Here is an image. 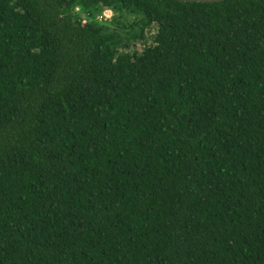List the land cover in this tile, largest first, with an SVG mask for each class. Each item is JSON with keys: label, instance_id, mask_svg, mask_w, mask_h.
<instances>
[{"label": "trees", "instance_id": "trees-1", "mask_svg": "<svg viewBox=\"0 0 264 264\" xmlns=\"http://www.w3.org/2000/svg\"><path fill=\"white\" fill-rule=\"evenodd\" d=\"M0 264H264V0H0Z\"/></svg>", "mask_w": 264, "mask_h": 264}, {"label": "rangeland", "instance_id": "rangeland-1", "mask_svg": "<svg viewBox=\"0 0 264 264\" xmlns=\"http://www.w3.org/2000/svg\"><path fill=\"white\" fill-rule=\"evenodd\" d=\"M112 16L114 15V12L109 10V9H104L102 13H100L97 16V20L107 22L108 24L115 25L114 23H110L112 20ZM132 17H128L127 20H130ZM156 31V24L155 23H150L149 26L146 27L145 32H144V38L143 39H136V40H131L129 41V46L125 49L124 51H128L130 53H141L143 50L153 44V37ZM122 50V51H123Z\"/></svg>", "mask_w": 264, "mask_h": 264}, {"label": "water", "instance_id": "water-1", "mask_svg": "<svg viewBox=\"0 0 264 264\" xmlns=\"http://www.w3.org/2000/svg\"><path fill=\"white\" fill-rule=\"evenodd\" d=\"M177 1H181V2H191V1H195V2H219L221 0H177Z\"/></svg>", "mask_w": 264, "mask_h": 264}]
</instances>
